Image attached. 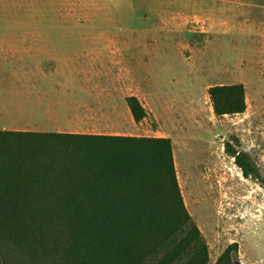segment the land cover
<instances>
[{
    "label": "rangeland",
    "instance_id": "374dc122",
    "mask_svg": "<svg viewBox=\"0 0 264 264\" xmlns=\"http://www.w3.org/2000/svg\"><path fill=\"white\" fill-rule=\"evenodd\" d=\"M8 31L15 57L0 54V74L30 66L33 36L58 58L49 67L61 90L95 103L89 93L125 85L142 94L157 111L138 134L170 139L208 264L231 245L228 264H264V0H0V38ZM229 84L243 85L245 111L215 117L207 89ZM226 142L258 181L242 177ZM0 263L34 264L3 243Z\"/></svg>",
    "mask_w": 264,
    "mask_h": 264
},
{
    "label": "trees",
    "instance_id": "16d2710c",
    "mask_svg": "<svg viewBox=\"0 0 264 264\" xmlns=\"http://www.w3.org/2000/svg\"><path fill=\"white\" fill-rule=\"evenodd\" d=\"M207 95L215 117L245 111L241 84ZM125 103L135 123L146 117L136 97ZM224 151L259 180L246 153ZM0 243L34 264H208L168 138L0 131Z\"/></svg>",
    "mask_w": 264,
    "mask_h": 264
},
{
    "label": "crops",
    "instance_id": "0c3cea01",
    "mask_svg": "<svg viewBox=\"0 0 264 264\" xmlns=\"http://www.w3.org/2000/svg\"><path fill=\"white\" fill-rule=\"evenodd\" d=\"M10 33L0 38V54L8 59L15 57ZM23 58L30 63L24 71L0 74V131L144 137L138 134L142 122L157 109L148 102L142 104V94H125V85L116 96L106 90L89 93L95 103L61 90V78L49 67L58 58L46 42H37L33 36ZM129 96L136 97L145 110L146 117L138 123L126 106Z\"/></svg>",
    "mask_w": 264,
    "mask_h": 264
}]
</instances>
